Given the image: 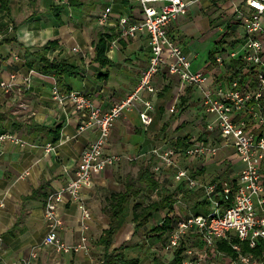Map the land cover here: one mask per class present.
Returning a JSON list of instances; mask_svg holds the SVG:
<instances>
[{
  "label": "crops",
  "instance_id": "0c3cea01",
  "mask_svg": "<svg viewBox=\"0 0 264 264\" xmlns=\"http://www.w3.org/2000/svg\"><path fill=\"white\" fill-rule=\"evenodd\" d=\"M74 2L79 5H71L68 0H10L9 13L0 8V83L9 82L12 74L17 76L13 90L0 86V114L5 115L4 120H0V134L12 132L22 141L0 144V264L21 261L32 247L43 241L48 233L44 219L48 194L65 186L74 177L81 152L98 137V128L95 127L79 131V115L70 104L59 105L52 99L55 77L43 74L41 64L29 68L16 62L13 54L25 58V48L35 49L54 42L56 47L48 52V58L65 61L77 72L64 74L58 86L64 92H81L103 112L136 88L141 72L150 61L148 36L137 33L125 37L118 22L121 17H128L130 22L142 19L141 8L132 0L127 3L121 0ZM246 2L199 0L191 3L187 14L172 20L168 27L173 41L190 55L193 70L209 73L212 90L224 85L228 76L239 74L237 61H226L227 74L214 59L216 53L234 47L233 43L241 40L236 15L238 10L247 11ZM54 7L59 8V19L52 10ZM107 7L111 12L107 22L101 24L99 16ZM99 35L105 40L107 61L103 65L95 60V43ZM30 70H34L31 86L25 89L20 86L21 80ZM154 84L156 93L146 95L153 104L151 125L143 127L137 112L124 111L114 122L106 149L108 154L132 155L137 160L107 167L95 176L91 187L80 191L82 202L90 211L86 228L82 226V212L76 202L67 198L58 207L62 220L61 239L68 245H76L82 236H86V248L78 252L57 253L52 246L44 247L32 264H102L104 246L99 240L111 222L105 211L109 199L112 194L126 190L127 181L137 177L141 166L150 165L151 168L156 164L153 149L174 148L180 152L185 148H179L178 144L187 141L190 145L201 142L215 146L217 153L201 158H186L181 154L178 166L165 167L162 175L157 177L168 190L178 192L177 201L173 210L158 213L153 223L150 221L146 225H151L149 231H144L145 226L138 232L148 238L146 246L135 238L138 233L133 234L134 227L132 233H126V228L134 226L132 214L114 235L110 250L128 246L125 254L138 258L139 264H145V253L159 254L163 249V241L149 240L154 235L150 232L153 226L166 215L175 220L176 211L185 214L190 211L182 198L187 189L174 180L179 167L203 182L223 179L220 176L225 174L226 179L237 180L240 166L234 147L225 142L217 130H207L214 116L203 110L200 90L182 84L167 67L155 76ZM172 108L174 112L170 111ZM254 131L258 134L264 132L259 127ZM47 145H51V149L47 150ZM155 199V193L143 191L138 198H132L131 205ZM133 238V243H121ZM194 239L192 234L185 241ZM197 245L198 249L203 248L200 242ZM141 250L145 252L141 253ZM221 253L229 256L217 248L212 257L222 258L223 264H235L232 257ZM215 264L221 263L215 261Z\"/></svg>",
  "mask_w": 264,
  "mask_h": 264
},
{
  "label": "built area",
  "instance_id": "2783aa9c",
  "mask_svg": "<svg viewBox=\"0 0 264 264\" xmlns=\"http://www.w3.org/2000/svg\"><path fill=\"white\" fill-rule=\"evenodd\" d=\"M132 1L141 8L142 19L130 22L128 17H121L118 22L123 27L122 35L125 37L137 33L148 36L151 48L148 67L141 72L136 88L105 112L94 107L81 92H64L55 82L51 91L52 99L59 105L70 104L79 115V131L95 127L98 128V137L81 152L74 177L65 186L48 194L44 206V219L48 228L46 237L30 249L26 258L11 264L34 263L44 247L52 246L57 253L78 252L86 248V236H82L76 245H68L61 239L59 231L62 220L58 215V207L67 198L76 202L82 212V226L86 228L90 211L83 204L80 191L91 187L95 176L107 167L137 160L136 156L106 152L110 132L114 122L128 110L137 112L143 127L151 125L153 118L150 111L153 110V104L146 95L156 93L154 78L164 67L168 68L170 74L177 75L182 84L200 90L203 110L214 116L207 130H217L221 138L234 147L240 168L235 181L219 179L209 182L191 176L187 169H177L175 182L183 184L187 190L202 191L203 198L208 201L209 211L206 215L176 211L175 224L163 249L174 251L183 247L182 264H197L195 255L206 257V250L215 251L219 241H227L236 253V257L232 258L235 264H264V132L258 134L254 131L255 127L264 131V0H247V11H237L241 40L234 47L216 53L214 60L219 67H224L227 60L237 61L239 74L228 76L224 85L215 90L209 83V73L193 70L190 55L168 33L171 21L186 15L189 5L199 0ZM110 12V7L104 9L99 16L101 24L107 22ZM12 58L26 64V59L18 53L13 54ZM223 69L229 73L228 68ZM33 73L34 70H30L22 78L20 86L29 89ZM16 77L12 74L11 80L0 83V86L5 90H13L16 88ZM170 111L174 112V108ZM5 141L22 142L12 132L0 134V144ZM49 149L51 145H47ZM153 153L157 161L152 165L151 172L160 177L165 167L178 166L181 154L186 158L212 157L217 153V147L197 142L180 152L168 148L153 149ZM192 234L203 245L202 249L185 248L184 242ZM233 239L237 242H232ZM244 245L252 251L242 252Z\"/></svg>",
  "mask_w": 264,
  "mask_h": 264
},
{
  "label": "trees",
  "instance_id": "16d2710c",
  "mask_svg": "<svg viewBox=\"0 0 264 264\" xmlns=\"http://www.w3.org/2000/svg\"><path fill=\"white\" fill-rule=\"evenodd\" d=\"M10 0H0V8L9 13ZM123 3H127L128 0H121ZM71 5H79L74 0H68ZM53 12L59 19V8L54 7ZM7 40V39H5ZM238 42L233 43L235 46ZM56 47L54 42H49L46 45L38 48H25L26 65L29 68L41 64L40 71L49 76H53L56 79V83L60 84V79L64 74H76V69L69 65L65 61L48 58L47 54L50 50ZM95 60L102 65L107 61L105 57V40L102 35H99L95 43ZM0 120H4L5 115L0 114ZM16 124V123H15ZM15 126V125H14ZM186 140V139H185ZM190 145L187 141L178 144L180 148H186ZM194 176V174H192ZM125 191L114 193L110 197L108 208L105 209L108 213L111 222L109 228L103 231L99 243L104 246L103 262L102 264H139L138 258L128 257L125 254V250L130 247L121 245L110 250L114 235L122 228L126 218L132 214V223L134 227L133 234L136 235L139 231L143 230L145 226L154 219V217L162 211H171L174 209V205L177 201V193L175 191L168 190L164 185L159 183L157 177L151 172L150 165H143L138 171V175L135 179H130L125 185ZM155 193L156 199L153 201H139L131 205L132 198H138L141 192ZM183 200L188 203L190 212L195 215H206L209 211V204L203 198L202 191H196L190 193L188 190L184 191L182 196ZM147 203V204H146ZM175 220L168 215L163 217L157 225L153 226L150 232L154 233L149 237V240L154 242L164 241L170 231L173 229ZM154 238V239H153ZM232 242H237L233 239ZM186 244V243H185ZM217 248L220 251L227 253L230 257L235 258L236 253L232 250V247L227 241H219ZM252 251L247 245H244L242 252ZM170 253L173 261L170 264H182L183 247H180L174 251H165ZM154 264H163L160 260H154Z\"/></svg>",
  "mask_w": 264,
  "mask_h": 264
},
{
  "label": "rangeland",
  "instance_id": "374dc122",
  "mask_svg": "<svg viewBox=\"0 0 264 264\" xmlns=\"http://www.w3.org/2000/svg\"><path fill=\"white\" fill-rule=\"evenodd\" d=\"M212 47H213V45H212ZM237 165L240 166V164H237ZM226 176L227 175L225 174L224 176L221 175L220 177L223 178V179H226ZM131 179H135V178H131ZM152 223H153V221H152ZM132 227L133 226L131 225V227L126 228L127 235H129L130 233H132ZM150 228H151V225H149L148 227L146 226V229L144 231H149ZM126 233L124 231L123 234L126 235ZM144 236H145V234L143 235L140 232V233L137 234V237H135V238L136 239H140V242H143L144 243L143 246H146L148 240H147V242L145 240L148 239V238H144ZM167 238L163 241L162 246H163V244H165ZM133 241H135V239L134 240H130V241H124V240H122L121 243L122 244H127V243L130 244V243H133ZM197 241L198 240H196V238L194 240L185 241V243H186L185 244V246H186L185 248H188V249L189 248L198 249L197 248L198 247V245H197L198 242ZM140 252L141 253H144L145 251L141 250ZM214 252L215 251H213V250H206V252H205L206 253V257H200L198 255H195V259L198 261L197 264H215V261H218L219 263L223 264L224 260H220L222 258H220V257H216V258L212 257V255L214 254ZM154 255H157V256L154 257ZM154 255H146V253H145V256H143V260L145 261V264H153V261L152 260H156V259L160 260L163 264H170L173 261V258L171 256V254L170 253H166L165 251L163 252V249L160 250V253L159 254L156 253ZM208 256L211 257V259H208L207 258ZM212 260H214V263H213Z\"/></svg>",
  "mask_w": 264,
  "mask_h": 264
},
{
  "label": "bare ground",
  "instance_id": "6f19581e",
  "mask_svg": "<svg viewBox=\"0 0 264 264\" xmlns=\"http://www.w3.org/2000/svg\"><path fill=\"white\" fill-rule=\"evenodd\" d=\"M25 35V34H24Z\"/></svg>",
  "mask_w": 264,
  "mask_h": 264
}]
</instances>
